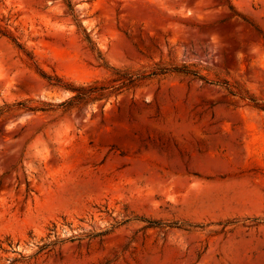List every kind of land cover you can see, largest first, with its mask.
Listing matches in <instances>:
<instances>
[{"label": "rangeland", "instance_id": "rangeland-1", "mask_svg": "<svg viewBox=\"0 0 264 264\" xmlns=\"http://www.w3.org/2000/svg\"><path fill=\"white\" fill-rule=\"evenodd\" d=\"M248 96L264 0H0V264H264Z\"/></svg>", "mask_w": 264, "mask_h": 264}, {"label": "trees", "instance_id": "trees-1", "mask_svg": "<svg viewBox=\"0 0 264 264\" xmlns=\"http://www.w3.org/2000/svg\"><path fill=\"white\" fill-rule=\"evenodd\" d=\"M169 72L189 76V77H192L195 79L202 80L204 82H208L197 71H192L186 67H182V68L174 67L171 69H161L158 72H152L148 75H145L142 73L139 77H134L131 73H129L127 71L122 72V74H120L121 72L116 71V74L121 75L118 80H122V85L119 88H130V87H133L134 85H136V83H138V82L144 81V80L151 78L153 76L167 74ZM64 88L69 89L73 93L72 97L68 98L67 100H64L63 102H61L57 105V108H61L64 112L69 111V110H71L75 107H78L80 105H83V104L87 103L88 101L99 100V99L104 98V96H105L104 91L106 90L105 87H92V88L83 89L81 92H79L76 89H72L68 86H64ZM231 94L237 95V93H233V92H231ZM241 98L243 100H245V99L248 100L256 108L264 109V106H261L256 101V99H254L252 96H248L246 98L241 97ZM16 106L19 108H25V103H17ZM47 106L52 107L53 105L48 104ZM29 110H33V109H29Z\"/></svg>", "mask_w": 264, "mask_h": 264}]
</instances>
